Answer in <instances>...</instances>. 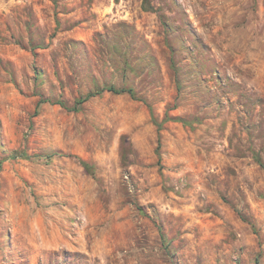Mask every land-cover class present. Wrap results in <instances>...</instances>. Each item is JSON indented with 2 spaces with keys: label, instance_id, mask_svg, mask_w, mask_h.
Instances as JSON below:
<instances>
[{
  "label": "rangeland",
  "instance_id": "374dc122",
  "mask_svg": "<svg viewBox=\"0 0 264 264\" xmlns=\"http://www.w3.org/2000/svg\"><path fill=\"white\" fill-rule=\"evenodd\" d=\"M0 264H264V0H0Z\"/></svg>",
  "mask_w": 264,
  "mask_h": 264
},
{
  "label": "trees",
  "instance_id": "16d2710c",
  "mask_svg": "<svg viewBox=\"0 0 264 264\" xmlns=\"http://www.w3.org/2000/svg\"><path fill=\"white\" fill-rule=\"evenodd\" d=\"M104 92H108V93H112V94H115V95H121V94H125V93H127V94H129L130 96H132L133 98H135V93H134V91L133 90H125V89H117V88H115V87H107V88H105V89H103L102 91H101V93H104ZM96 95L95 94H89V95H87L85 98H83L80 102H79V104H82V103H84L85 101H87V100H89V99H91V98H93V97H95ZM41 104H43V103H41ZM158 127H159V129L161 128V125L160 124H158Z\"/></svg>",
  "mask_w": 264,
  "mask_h": 264
}]
</instances>
